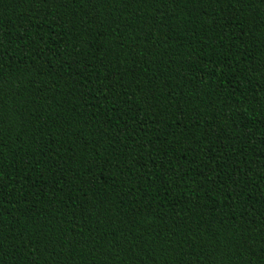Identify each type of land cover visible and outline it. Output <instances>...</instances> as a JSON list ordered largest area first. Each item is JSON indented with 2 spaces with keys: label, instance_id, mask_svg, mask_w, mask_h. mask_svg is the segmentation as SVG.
<instances>
[{
  "label": "trees",
  "instance_id": "trees-1",
  "mask_svg": "<svg viewBox=\"0 0 264 264\" xmlns=\"http://www.w3.org/2000/svg\"><path fill=\"white\" fill-rule=\"evenodd\" d=\"M0 264H264V0H0Z\"/></svg>",
  "mask_w": 264,
  "mask_h": 264
}]
</instances>
